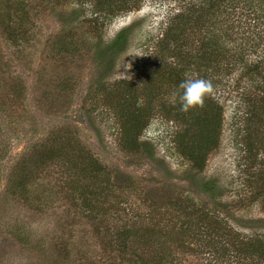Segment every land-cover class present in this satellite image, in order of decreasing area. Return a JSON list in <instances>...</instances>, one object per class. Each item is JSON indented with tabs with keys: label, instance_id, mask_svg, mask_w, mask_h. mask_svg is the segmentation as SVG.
<instances>
[{
	"label": "rangeland",
	"instance_id": "obj_1",
	"mask_svg": "<svg viewBox=\"0 0 264 264\" xmlns=\"http://www.w3.org/2000/svg\"><path fill=\"white\" fill-rule=\"evenodd\" d=\"M170 2L176 4L143 0L103 22L91 15L89 2L0 0V264H138V244L150 264H256L230 252L235 247L229 238L264 237V124L247 115L248 97L261 93L251 78L256 72H244L247 62L263 66L264 75V18L254 17L255 3L242 2L220 25L243 44L245 58L210 78L223 124L199 171L175 143L176 132L187 127L176 115L179 101L172 102L177 89L163 84L160 98H149L160 81L156 44ZM132 24L127 49L105 53V44ZM196 73L189 76L201 78ZM121 94L122 101L131 94L138 105L154 107L137 151L123 144ZM63 137L76 139L99 163L97 177H85L82 185L96 207L82 203L85 193L71 188L80 182L69 163L53 159L22 174L24 159ZM210 178L220 186L222 207L195 184ZM199 205L222 223L206 237L215 238L213 252L199 251L188 236L181 242L162 235L180 229ZM150 224L154 236L144 242ZM129 229L137 236L121 253V235ZM193 232L199 234L195 227Z\"/></svg>",
	"mask_w": 264,
	"mask_h": 264
},
{
	"label": "trees",
	"instance_id": "obj_2",
	"mask_svg": "<svg viewBox=\"0 0 264 264\" xmlns=\"http://www.w3.org/2000/svg\"><path fill=\"white\" fill-rule=\"evenodd\" d=\"M78 3L89 2L92 5L91 15H94L95 20L103 19L112 21L122 13L137 9L140 1L143 0H76ZM176 4L171 3L166 6V13L164 15V24L161 25V37L158 38L156 52L158 53L156 58L159 61L156 66V71L160 74L156 77L160 78L159 85L156 82L157 90L151 89L149 98H160L161 86L168 85L170 88H175L179 92V84L185 79V74L188 76L192 73H196L199 77L209 79L215 76L217 72L224 70L228 63L242 62L245 58L243 50H239L243 47L240 42L237 44V37L233 32L227 29L220 28V25H226L224 23V16L226 14H232L237 10V5L245 2L250 4H256L255 11L257 14L254 16L256 19L259 17L264 18V0H173ZM246 12V11H245ZM167 16V17H166ZM93 17V16H92ZM133 24L121 28L116 34L115 38L105 44V53L121 54L127 49V45L130 42ZM233 28V27H232ZM234 29V28H233ZM104 52L100 53L97 58L102 61ZM245 74L256 72L252 74L251 78L258 80L260 95L255 98L248 97V104L251 109L249 121L251 120L257 125L264 124V75L262 72L263 66L244 63ZM224 67V68H223ZM259 75L263 77L259 78ZM162 76V77H161ZM215 83V82H214ZM213 84V82H212ZM263 90V91H262ZM121 96L117 100L121 103L120 118L124 116L125 122L122 125L123 144L129 151H137L144 145V142L140 140L143 134L144 127L147 125L146 115L149 114L151 107L150 102L144 105H138L134 100V95L128 94L126 99L122 101ZM125 98V96H124ZM253 99V100H252ZM125 102L127 106H125ZM119 111V109H118ZM178 118L184 120L187 123V127L181 131L176 132L175 143L179 152L192 162V165L197 170L204 169L208 156L212 149L219 143L222 124H223V107L217 102H213L210 96L205 98V104L203 108L191 109L187 113L181 112L179 108L176 110ZM252 115V116H251ZM261 128V127H259ZM53 159H60L63 163H69L70 167L74 169V174L77 177L75 182L80 184H73L74 190H79L83 194L82 203L91 207H96V201L93 194L88 196L86 192V183L83 185L85 177H91L94 175L97 177L101 168L99 163L95 160L92 154L89 153L86 148L80 146L76 139L70 137H63V139L57 138L52 140L48 148H43L41 153L31 158L24 159L20 164L22 168V174L27 177L29 166L33 165L36 168L45 166ZM25 161V162H24ZM30 163V164H28ZM78 173V174H77ZM92 176V177H94ZM100 176V175H99ZM200 187L201 191L209 194L210 201L217 206H221L216 198L220 193V186L214 179H208L201 184L195 183ZM85 191V192H84ZM222 207V206H221ZM214 208V207H213ZM217 209V208H215ZM196 213L190 216H185L180 225V229L174 228L172 231H164L162 235L165 238L172 240L176 239L183 242L184 237L188 236V239L200 247L199 251L207 250L213 252L212 246L213 240L207 239L209 235L215 236L217 232L222 228L219 225L222 224L221 220L214 215L211 208L207 206H200L197 208ZM220 222V223H219ZM155 222H153L154 224ZM150 224L148 230L142 235V241H147L148 236L154 234V226ZM158 225V224H156ZM227 225V224H226ZM225 226V225H224ZM194 227L197 228L199 234H195ZM214 232V234H213ZM160 233V232H158ZM203 235L205 238H203ZM137 236L133 229L125 230L121 237L123 251L126 253L131 247H129L131 237ZM206 239V240H204ZM151 240V239H149ZM230 245L235 248L230 252L235 254H243L250 257L251 262L255 261L256 264H264V237L254 238L247 237L242 240L237 238H229ZM159 241V240H156ZM201 241L204 243H201ZM139 242V241H138ZM164 242V241H163ZM133 243L134 240H133ZM137 244V243H135ZM228 244V245H229ZM142 245L136 252L138 264H150L149 258H146L138 251L143 247ZM164 249V246L161 247ZM226 252V251H225ZM228 252V248H227ZM163 257V256H161Z\"/></svg>",
	"mask_w": 264,
	"mask_h": 264
},
{
	"label": "clouds",
	"instance_id": "obj_3",
	"mask_svg": "<svg viewBox=\"0 0 264 264\" xmlns=\"http://www.w3.org/2000/svg\"><path fill=\"white\" fill-rule=\"evenodd\" d=\"M89 7V5H85ZM141 55V54H137ZM180 91L173 94V104L179 101L181 112L187 113L191 109L197 107L203 108L205 98L213 92V84L211 80L205 78H192L185 74V79L179 84Z\"/></svg>",
	"mask_w": 264,
	"mask_h": 264
}]
</instances>
